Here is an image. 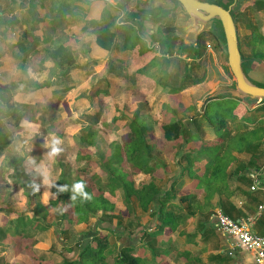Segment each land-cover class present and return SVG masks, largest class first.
<instances>
[{"label":"trees","instance_id":"1","mask_svg":"<svg viewBox=\"0 0 264 264\" xmlns=\"http://www.w3.org/2000/svg\"><path fill=\"white\" fill-rule=\"evenodd\" d=\"M50 1L51 5L66 7L61 20L51 21L48 27L53 33L61 22L66 25L68 20L72 21L77 15L72 8L77 6L76 0ZM128 1L120 0L116 5L124 11V18L112 14L111 6L105 4L98 19L86 20L83 31H90L99 48L111 53L128 51V59L110 58L101 78L105 86L101 87L98 80L88 92L77 96L88 100L86 112L81 113L87 122H80L77 131L71 135L72 143L60 147L62 154L58 150L47 152L48 159L39 148L31 158L13 156L11 128L18 127L22 120L35 124L48 122L47 130L55 131L58 136L65 133V120L56 118V113L61 102L59 96L72 88H53V85L56 75H68L78 67L82 56L60 37H47L43 32V38L35 36L32 41L34 44L48 43L42 48V60L51 63L47 79L24 82L27 98L19 102L14 101L8 88L0 87V246L10 245L16 258L22 256L39 262L42 257H37L35 249L44 233L55 228L64 238L72 226L97 218L109 234L98 232L84 245L77 241L66 242L63 251L73 253L77 250L78 253L73 259H61L59 264H170L178 258L184 259L183 264H207V260L210 264H234L221 243L223 236L210 224L211 215L214 208H219L233 219L247 218L264 203V191L244 190L232 179L236 176L241 186H251L252 172L264 174V121L257 119L258 124L253 125L254 118L251 123L243 118L236 122L218 119L212 125L215 137L203 140L200 114L185 113V110L197 107L196 102L182 112L174 104L161 102L158 110L161 117L152 118L146 110L143 94L156 90L164 94L181 93L187 87L207 80L208 34L212 49L222 58L225 55L213 32L201 33L197 46L187 45L179 37L165 35L160 28L151 32L152 28L143 23L153 21L156 24L166 20L164 7L155 6L153 0H137V9L128 11ZM249 5L262 10L264 0H255ZM66 14L71 16L67 18ZM240 14H234L237 26L243 24L249 31L243 38L238 35L240 50L245 58L264 63V34L251 19L240 18ZM146 36L159 42V49L149 46L144 40ZM53 40L56 43L50 44ZM17 46L19 57L16 55L15 59L23 67L28 48L21 42ZM94 65L95 61L86 60L82 67L91 72ZM222 66L228 72L224 60ZM119 78L126 81L123 88L117 86ZM117 87L129 93L138 89L135 93L141 97V106L131 117L125 114L126 121L122 120V115L111 113L113 111L104 112L109 111L110 104L115 101L112 95ZM45 89L58 97L53 101L51 96L47 102H41ZM212 99L209 95L201 109ZM42 108L47 112L40 118L37 115ZM257 110L264 116V106ZM120 122H123L124 132H120L119 139L109 140L102 151L92 152L90 148L97 143L99 134L114 131L120 127ZM156 150H160L167 163L155 154ZM241 156L247 160L240 163ZM204 157L206 161L200 170L198 167ZM168 165H176L180 173L166 190L156 173L159 170L166 173ZM138 173L150 178L136 184L134 176ZM47 179L49 197L44 200ZM186 179L191 180L186 186L193 191L178 195ZM77 184L82 185L79 191ZM236 192L245 196L244 206L231 201ZM133 198L138 201L141 212L148 213L153 224L148 221L149 225L140 228L137 244L127 242L110 258L106 251L115 236L130 238L135 228L141 227L140 217L134 213ZM119 200L124 205L122 211L117 210ZM193 223L195 227L190 229L188 225ZM253 228L264 235V211L255 220ZM4 257L0 255V264H22L16 258L8 261Z\"/></svg>","mask_w":264,"mask_h":264},{"label":"rangeland","instance_id":"2","mask_svg":"<svg viewBox=\"0 0 264 264\" xmlns=\"http://www.w3.org/2000/svg\"><path fill=\"white\" fill-rule=\"evenodd\" d=\"M23 1L24 9L23 8H17V12L13 17L11 15L9 16L11 12V0H0V87L5 86L8 88L7 90L13 95L14 101H22L23 99L27 98V94L25 95V86L24 82L26 81H33L36 80L38 82H43L47 79L46 76H48L47 72L51 67L50 62H44L43 59V51L42 47L48 45V43H33V38L35 36L42 37L43 38V32L47 33L48 31V23L44 16L40 15L39 13V5L45 6L46 12H47V6H51L50 0H18ZM103 2V4H107L111 6V12L112 14L116 15L119 14V10L114 8V6L108 4L111 2V0H100ZM138 1H149V0H138ZM155 3V6H163L166 8H171L172 3L171 0H153ZM75 5L77 7H80L83 9V14L81 17L76 18L75 20L69 22V20L66 22V25L64 22H61L58 26H56V30L54 31L52 37H68L70 38L71 35H69L71 32H75L77 35H80L82 33H77L76 30H80L81 26L83 24L82 18L87 15L88 18L90 17H98L99 16V5L97 4L98 9H94L93 11H90L89 6L91 5V1H83V0H76ZM131 5L136 4V0H129ZM252 1L245 2L242 4L239 10L236 12H241L239 15L240 18L243 19H251L253 23H255L258 28H260V31L264 34V9L262 10H256L252 8L249 4H251ZM82 5V6H79ZM56 9V15L55 20L53 21H60L59 18H62V14L66 11L65 6H59L57 5ZM73 9V8H72ZM69 10V8H68ZM55 11V10H54ZM53 11V12H54ZM71 14V12H70ZM58 15V16H57ZM71 16V15H69ZM15 19L17 21V24L12 23V19ZM68 18V17H67ZM124 18V16H122ZM165 21V20H164ZM164 21L161 20V22L164 24ZM149 26H151L149 24ZM71 28V29H70ZM212 32V31H208ZM51 32H49L50 34ZM249 31L244 28L243 24H240L238 27V35L240 38H243L246 34H248ZM211 35L208 34L206 36V45H207V55H206V70H207V80L201 85H195L187 87L186 90L182 91L181 93L176 94H164L162 92H158L156 90L154 92L155 98L153 96L148 97L146 99V110L149 112V114L154 119H159L161 116L157 113V111L160 108L161 102H168L171 104H174L176 108L179 110V112H182L185 110L186 107H188L191 104H194L196 102L197 107L191 108L190 111L185 110V113L189 114H200L202 118V128H201V138L203 140H212L215 137L214 129L212 128V125L216 123L218 119H225L229 122L231 121H239V119H245L247 123H251V121L254 118V124H258V120L261 119L264 121L263 113L257 108L264 106L262 103H242V101L237 100L235 98L230 97H218L214 98L211 101H209L203 108L201 109V106L205 99L209 95L212 96L213 93L217 92L218 90L222 88L227 87H233L232 84L234 83L232 75L226 71H224L222 66V60L225 62V57L222 58L221 54L216 53L212 49V44L210 42ZM87 42V45L91 43V39H84ZM21 42L22 45H25L27 50V55L25 57V62L23 67L17 62L15 59V56L19 57V51L17 44ZM56 43L55 40H53L50 44ZM92 45V43L90 44ZM94 46V45H93ZM93 49H96V47L92 48L91 53L89 54V58L92 60H100L106 56L107 54L99 52V49H96L97 51H93ZM85 59L83 57H79V65L76 69H73L69 72L68 75H63L59 73V71H56V80L55 84L53 85V88H63L66 86H71V90L68 91L65 94H61L59 97L61 98L60 106L57 109L56 118L64 119L65 120V133H63L62 136H58L57 133L54 131H49L45 128V126L48 124L41 123V124H35L31 122H27L22 120L20 125L16 128L12 129V155L13 156H20L25 155L28 156V158H31V155L38 151L39 148H42V152L45 153L46 158L50 159V156L47 154L56 151L62 154L60 147L65 145H69L72 143L71 135L77 131V129L80 126V122L85 123L87 120H85V117L82 116L81 113H85L86 106H88V100L87 98H81L77 97L81 92H88L90 86L94 84L95 82H98L101 87L105 86V82L102 78V75H104V71L100 70L102 67L101 65L94 71H88L83 69V65L85 64ZM226 63V62H225ZM98 66V65H97ZM96 71V73H95ZM55 78V76H54ZM117 86L119 84V88H123V79H118ZM52 88V87H51ZM132 84L130 85V89H132ZM138 89H135L133 92L130 93L127 92V90L122 91L119 90L118 87L115 89L112 97L115 99L113 104H110L109 111H104L106 114L115 113L118 115H122V120L126 121L128 117H131L132 113L136 108L139 107V105L142 103L140 102L141 97L139 101H136L135 92ZM44 93L42 97H40L41 102H47L52 94L50 93V90L45 89L43 90ZM195 95V96H193ZM58 96H52L51 100H55V98ZM111 97V98H112ZM213 97V96H212ZM79 98V99H78ZM197 98V99H196ZM195 99L197 101H195ZM76 106V108H75ZM141 106V105H140ZM116 107V109L114 108ZM96 110H99V108H96ZM103 111V110H102ZM47 110L45 108H42L38 112V117L42 118L46 114ZM100 112V111H99ZM259 112V113H258ZM126 114V115H125ZM182 114V113H181ZM255 115V116H254ZM125 116V117H124ZM258 119V120H257ZM119 128H116L114 131L110 133H100L97 143L90 148L92 152H98L102 151L106 143L109 140L112 139H119L120 132H124L123 130V122H120ZM10 127L11 125L8 124ZM158 133V132H157ZM36 139V141H34ZM11 154V152H10ZM158 157L161 155L160 150L156 153ZM67 160V158L65 159ZM247 158L244 156L240 157V163L246 161ZM206 161V158L204 157L199 164V169L202 170L204 163ZM236 163H234L235 165ZM169 170L171 175H169ZM49 173V170L46 171ZM242 173H245V170L241 171ZM247 172V171H246ZM180 173V168L176 167V165H171L170 168L168 167L166 173H163L161 170H159L156 174L158 176H161L162 182H160V185L163 186L167 190V188L170 187L172 181L176 176H178ZM259 175L260 180L264 181V174H262V171ZM139 177H136V180L138 181ZM146 177H143L140 179V181L146 180ZM232 179H235V183H238L240 187H243L244 190L250 189V185H242L240 181L237 180L236 176ZM48 181L45 180L44 182V192H43V199L47 200V197H49L48 192ZM11 181V180H10ZM15 181V179H13ZM190 180L188 179L184 185L182 186V189L178 192V195L191 192L193 189H190L188 186H186ZM191 185V184H190ZM199 195H201V192L198 191ZM244 198V201L242 203H239L241 199ZM231 201L237 204L238 206H244L246 204L245 196L241 192H236L232 197ZM25 206V205H21ZM122 209L121 202H117V209ZM253 208V207H252ZM255 209V208H253ZM258 208L256 209L257 212ZM255 212V213H256ZM255 213H249L248 216L254 215ZM137 216L140 218L144 217L146 218V215L139 212L137 213ZM194 222V221H193ZM97 223V225H101L98 221L92 220L90 224L82 226V225H76L75 227L72 226L70 229L69 234L64 238L62 235H60L57 230L50 229L46 233L40 237L38 240V243L36 245L35 252L38 255L37 257H42L41 261L39 262H33L30 261L27 257L20 256L19 258H16L13 256V252L11 251L10 245H2L0 246V255H5L8 261H11L12 259H17L22 264H59L61 259H73L77 256L78 251L76 250L73 253H67L66 251H63V247L66 245V242L72 243L75 241L84 242L85 239L87 242L92 241V236L95 234L91 228L94 226V224ZM103 225V224H102ZM190 229H193L195 227V223L188 225ZM97 232V231H96ZM108 233V232H107ZM109 234V233H108ZM119 234V233H118ZM119 236H115L114 241L116 242V245L111 247L109 253V257L112 258L114 254L117 252V244H119ZM225 238H223L224 240ZM86 242V243H87ZM223 243V241L221 242ZM224 243L226 241L224 240ZM223 243V244H224ZM85 244V243H82ZM111 260V259H110ZM184 259L178 258L173 259L170 264H183ZM211 261L207 260V264H210Z\"/></svg>","mask_w":264,"mask_h":264},{"label":"water","instance_id":"3","mask_svg":"<svg viewBox=\"0 0 264 264\" xmlns=\"http://www.w3.org/2000/svg\"><path fill=\"white\" fill-rule=\"evenodd\" d=\"M172 1L174 8L165 12L172 18L166 25L168 35L179 37L187 45L197 46L199 35L212 31L223 49L234 86L213 93V99L230 97L243 103L264 102V63L242 54L234 17L242 4L255 0Z\"/></svg>","mask_w":264,"mask_h":264},{"label":"crops","instance_id":"4","mask_svg":"<svg viewBox=\"0 0 264 264\" xmlns=\"http://www.w3.org/2000/svg\"><path fill=\"white\" fill-rule=\"evenodd\" d=\"M29 1V0H28ZM35 1H37V0H35ZM109 1V0H108ZM117 1H120V0H111V2H109L108 4H110V5H112V6H114V8L116 7L117 8ZM137 1V0H136ZM138 3V1L136 2V4ZM171 3H172V6L173 7H171V8H166V7H164V12H163V15H165L166 16V20L164 21V24L162 23V22H159V23H156V24H154L155 22H153V21H145L143 24L147 27V28H152V30H150L151 32L152 31H156L158 28H160V29H162L161 31L163 32V34H165V35H168L167 33H166V25L167 24H169L170 22H171V17L169 16V15H166L165 14V12L166 11H168V10H172L173 8H174V6H175V4H174V2L171 0ZM97 4H101V5H99V16H100V13H101V10H102V8L105 6V4H103V2H101L100 0H91V5L89 6V8H90V11H93L94 9H98V8H96L97 7ZM136 4H135V6L134 5H131L130 4V2L128 1L127 2V10L128 11H135L137 8H136ZM11 6H12V8H11V12H10V14H9V16L11 15V17H13L14 15H15V13L17 12V8H23L24 9V5H23V1H18V0H11ZM79 6H82V5H80L79 4ZM55 8H57V4L55 5V4H52L51 6H47V12H46V9H45V6H43V5H39V9H40V11H39V13H41L40 15H42V16H44L45 17V19H46V21H47V23L50 25L52 22L51 21H53L54 19H55V15H56V9ZM118 9V8H117ZM55 10V11H54ZM70 11H71V9H69ZM74 12H76V16L74 17V18H72V21L73 20H75L76 18H78V17H81V15H84L83 14V9L82 8H79V7H77V8H75V7H73V9H72ZM119 10V17H122V16H124L125 17V14H124V11H122L121 9H118ZM54 11V12H53ZM69 11V12H70ZM69 15L68 14H66L65 15V17H68ZM99 16L98 17H90V18H88L87 17V15H85L83 18H82V21H83V24H82V26H81V29L79 30H76L77 31V33H79V31H80V33H82V34H80V35H77L75 32L73 33V32H71L69 35H71L70 36V38H68V37H66V36H64L63 38L62 37H60L61 39H62V42H64V43H66V44H68V45H70L71 47H73L74 48V50L77 52V54L79 55V56H84L83 57V59H85V61L86 60H92V58L90 59L89 58V54L91 53V51H92V48L93 47H96V49H99V52H102V53H105V54H107L106 56H104L102 59H101V61L100 60H96V59H93V61H95L96 62V65H94V70H96L95 68H97V67H99L100 65L102 66L101 68H100V70H103V71H105V69H106V66H107V63H108V60L110 59V58H112V57H119V58H121V59H124V60H127L128 59V51H122V52H117V51H113L112 53L111 52H107V51H105V50H103V49H101V48H99L96 44H95V42H94V38H93V36L90 34V31H83V27L85 26V24H86V20H89V19H98L99 18ZM12 23L13 24H17V21L13 18L12 20ZM149 24L151 25V26H149ZM48 25V26H49ZM156 26H157V28H156ZM71 29V28H70ZM49 32H51L50 34H49ZM54 33V32H53ZM53 33H52V31L50 30V29H48V31H47V37H49V36H52L53 35ZM56 37H59V36H56ZM84 39H91V43H92V45H90L91 43H89L88 45H87V42H86V40H84ZM144 40L147 42V44L149 45V46H155L157 49H159V42H154V41H152V38L151 37H149V36H146L145 38H144ZM183 41V40H182ZM184 42V41H183ZM94 45V46H93ZM43 48V47H42ZM96 49H93V51H97ZM98 65V66H97ZM130 67V69H132V66H129ZM95 73H96V71H95ZM120 80H122V79H120ZM123 84H124V86L126 85V81L123 79ZM199 85H201V84H199ZM186 90V89H185ZM155 92V91H154ZM154 92H152V93H147V94H143V96H145V99H148V97H151V96H153L154 98H155V95L156 94H154ZM141 94V93H140ZM135 95H137L136 93H135ZM142 95V94H141ZM139 99H140V96L139 95H137L136 96V101H139ZM243 103V102H242ZM157 113H158V111H157ZM152 118H153V115L151 116ZM158 131H156V136H159V132L157 133ZM164 162H168V160L165 158V156L161 153V155L159 156ZM168 167L170 168V165H168ZM170 173H173V172H170V170H169V175H171ZM136 177H139V179H138V181L136 180ZM143 177H146L147 179L146 180H144V181H147L149 178H150V176L149 175H147V174H143V173H138V174H136L135 176H134V180H135V183L136 184H138L139 182H142V181H140V179H142ZM159 177H161V176H159ZM173 180H175V178L173 179ZM188 179H186V181H187ZM190 180V179H189ZM191 181V180H190ZM120 202H121V200H119ZM132 203H133V208H134V213H135V215H137V213H139V212H141V209H140V207H139V205H138V201L135 199V198H133L132 199ZM244 201V198H242L241 199V201H239V203H242ZM117 205V204H116ZM121 206H122V209H124V205H123V203L121 202ZM122 209L120 208V209H117V210H121L122 211ZM142 213V212H141ZM144 215H146V218L144 217V219L143 218H140V222H141V227L140 226H138L137 228H135V230H134V233H132V235H130V238H125V237H122L121 239H119V244H117V250H120L121 249V247H123L124 246V244H126L127 242H130L131 243V245H135V244H137L138 243V239H139V237H140V228H142V227H144L145 225L147 226V224H148V221H150V217H149V215H148V213L146 214V213H143ZM97 220V218H91L88 222H83V223H80V224H76V225H82V226H85V225H89L90 224V222L92 221V220ZM99 221V220H98ZM101 225H97V223H95L94 224V226L91 228V230L95 233L94 235H96L98 232H102V233H106V234H108L107 232L108 231H106V230H103L102 229V227L104 226V225H102V223H100ZM150 224H153V220H151L150 221ZM76 225H74V227L76 226ZM149 225V224H148ZM53 229H55V228H53ZM56 230V229H55ZM122 230L123 229H121L120 230V232H122ZM97 231V232H96ZM57 232V231H56ZM94 235L92 236V238L94 237ZM134 236V237H133ZM133 237V238H132ZM225 241H226V239H224ZM224 240H223V243H224ZM76 242V241H75ZM78 243H85L86 244V242H87V240L85 239V241L84 242H80V241H77ZM73 243V242H72ZM87 243H89V242H87ZM228 244V242H226V243H224V245L226 246ZM84 245V244H83ZM116 245V242L114 241L111 245H110V247H109V249L106 251V253H107V255H109V253H111L110 252V249H111V247H113V246H115ZM245 254L243 253V252H241V251H239L238 250V253H237V257H242V256H244Z\"/></svg>","mask_w":264,"mask_h":264},{"label":"built area","instance_id":"5","mask_svg":"<svg viewBox=\"0 0 264 264\" xmlns=\"http://www.w3.org/2000/svg\"><path fill=\"white\" fill-rule=\"evenodd\" d=\"M260 174L259 171L250 174L252 178L251 191H264V185L259 177ZM263 211L264 203L258 206V210L254 215L247 218L233 219L221 209L214 208L210 224L228 242L224 249L234 259V264H264V235L259 234L253 228L255 220ZM238 250L245 255L237 257Z\"/></svg>","mask_w":264,"mask_h":264},{"label":"clouds","instance_id":"6","mask_svg":"<svg viewBox=\"0 0 264 264\" xmlns=\"http://www.w3.org/2000/svg\"><path fill=\"white\" fill-rule=\"evenodd\" d=\"M79 186V187H78ZM76 189L79 191V190H81L82 189V185H80V184H77L76 185ZM73 199H75V197H73Z\"/></svg>","mask_w":264,"mask_h":264},{"label":"snow or ice","instance_id":"7","mask_svg":"<svg viewBox=\"0 0 264 264\" xmlns=\"http://www.w3.org/2000/svg\"><path fill=\"white\" fill-rule=\"evenodd\" d=\"M79 187V186H78Z\"/></svg>","mask_w":264,"mask_h":264}]
</instances>
